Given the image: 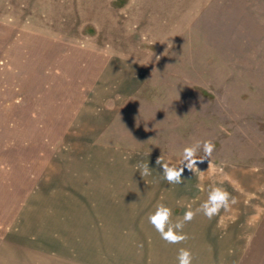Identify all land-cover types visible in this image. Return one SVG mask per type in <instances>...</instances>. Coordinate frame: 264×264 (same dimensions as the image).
I'll return each mask as SVG.
<instances>
[{
    "label": "rangeland",
    "instance_id": "1",
    "mask_svg": "<svg viewBox=\"0 0 264 264\" xmlns=\"http://www.w3.org/2000/svg\"><path fill=\"white\" fill-rule=\"evenodd\" d=\"M203 140L212 156L164 180L157 159ZM213 186L236 202L198 212L187 241L149 224ZM180 248L264 264V0H0V264H178Z\"/></svg>",
    "mask_w": 264,
    "mask_h": 264
},
{
    "label": "clouds",
    "instance_id": "2",
    "mask_svg": "<svg viewBox=\"0 0 264 264\" xmlns=\"http://www.w3.org/2000/svg\"><path fill=\"white\" fill-rule=\"evenodd\" d=\"M159 58V57H157ZM215 144L211 140L196 141L185 146L179 153L180 161L178 165H170L160 158L156 164L162 167V177L169 184L183 183L182 174L187 168L190 171L198 170L197 163L203 162L212 156ZM203 152V157L199 158L198 153ZM142 176L150 174V167L144 164L138 169ZM231 203H235V198L222 187L213 186L209 189L207 199L204 200L198 209L193 211L190 207L184 212L182 218L173 221L172 209L164 203H158L153 212L148 214V222L159 234L160 238L167 244H181L189 239L187 233L183 231L185 224L191 222L196 214L203 213L211 220L221 209H227ZM178 264H192L193 255L190 249L180 248L177 254Z\"/></svg>",
    "mask_w": 264,
    "mask_h": 264
}]
</instances>
